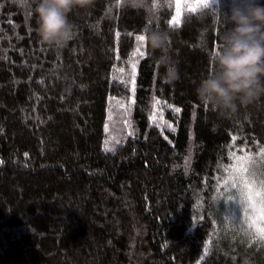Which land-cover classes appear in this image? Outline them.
<instances>
[{"label": "trees", "instance_id": "16d2710c", "mask_svg": "<svg viewBox=\"0 0 264 264\" xmlns=\"http://www.w3.org/2000/svg\"><path fill=\"white\" fill-rule=\"evenodd\" d=\"M228 2L186 3L172 26L176 0H93L69 17L76 38L53 49L35 0H0V264H264L224 186L241 148L264 183V96L224 117L195 91ZM150 31L169 36L171 82L148 41L133 56Z\"/></svg>", "mask_w": 264, "mask_h": 264}, {"label": "clouds", "instance_id": "9594fccd", "mask_svg": "<svg viewBox=\"0 0 264 264\" xmlns=\"http://www.w3.org/2000/svg\"><path fill=\"white\" fill-rule=\"evenodd\" d=\"M93 6V0H35L36 33L40 43L63 49L76 38L77 29L69 17L75 10ZM228 27L214 52L213 70L196 86L199 102L221 116L231 117L240 107L251 106L264 96V4L260 0H229L228 10L218 11ZM152 49L166 67L164 78H177L168 53L166 32L146 34Z\"/></svg>", "mask_w": 264, "mask_h": 264}, {"label": "snow or ice", "instance_id": "6c2138e0", "mask_svg": "<svg viewBox=\"0 0 264 264\" xmlns=\"http://www.w3.org/2000/svg\"><path fill=\"white\" fill-rule=\"evenodd\" d=\"M171 6V5H170ZM209 0H200V3L197 5H189L187 10L189 12L197 11L198 7H208ZM176 16L172 19L170 24L172 26H177L179 24V17L181 15L182 5L177 0L176 2ZM137 44L136 52L133 54L134 57L138 56L143 58L145 55L144 52L141 51L142 47H146L147 37L145 35H138L135 37ZM131 64V72L129 73L131 77L132 91H135V70L138 60H130ZM120 73L124 72V69L121 68L118 70ZM118 103H121L118 101ZM160 102L157 100L156 104ZM124 105L121 103V107ZM176 112H179L180 109L176 108ZM155 117L153 120L155 121ZM161 121H163V116L161 114ZM167 127L171 128L172 126L169 124ZM233 143L235 142L236 137H233ZM106 150L107 145H106ZM240 152L244 153V155L237 156L234 152L232 154L233 163L225 168V171L229 173V177L224 180V186L226 188H230L234 190L230 194L227 195V199L230 201H234L239 198V202L243 205V213L245 218V223L248 225V228L252 231H249L247 235L251 236L253 240H259L264 242V183H262L259 187H257L249 178H248V168L246 167L248 161L251 159L249 155L245 152L243 148L239 149ZM261 155H264V149H261ZM235 193V194H234ZM239 193V195H237ZM243 197V199H241Z\"/></svg>", "mask_w": 264, "mask_h": 264}, {"label": "rangeland", "instance_id": "374dc122", "mask_svg": "<svg viewBox=\"0 0 264 264\" xmlns=\"http://www.w3.org/2000/svg\"><path fill=\"white\" fill-rule=\"evenodd\" d=\"M176 2H177V0H176ZM179 2L182 5V8H181V15H182L183 14V7L186 5V3L189 4V5H197V4L200 3V0H179ZM181 15H180V17H181ZM131 101H133V99H131ZM129 107H131L130 104L125 108V110L123 111V113H122V115L120 117L121 121L124 122V123H127L129 121V118H130V113H129L130 111L128 109ZM113 143L110 144L109 147H107V149H110V150H107V151H112L115 148L116 145L113 144ZM105 149H106V147H105ZM248 178H249V176H248ZM251 181L257 186L256 178H252ZM257 187H259V183H258ZM237 195H239V193H237ZM241 199H243V197H241ZM235 205L238 207L239 212L242 213V215L244 217V213H243V207L244 206L240 204L238 196H237V199L235 201Z\"/></svg>", "mask_w": 264, "mask_h": 264}]
</instances>
